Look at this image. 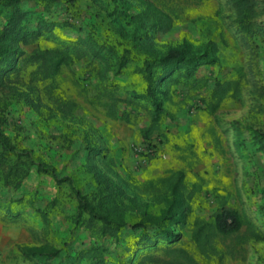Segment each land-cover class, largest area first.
Wrapping results in <instances>:
<instances>
[{"label": "rangeland", "instance_id": "rangeland-1", "mask_svg": "<svg viewBox=\"0 0 264 264\" xmlns=\"http://www.w3.org/2000/svg\"><path fill=\"white\" fill-rule=\"evenodd\" d=\"M149 1L173 19L172 30L151 34V41L159 49L186 42L199 50L214 43L216 64L201 67L199 76L228 80L242 71L245 77L237 100L225 101L209 115L198 102L207 90L190 93L189 89L170 86L172 98L165 108L173 119L163 126L170 143L155 137L149 143L140 137L139 127L107 118L93 103L98 93L93 83H107L111 73L105 71L101 77L98 72L104 70V64L88 56L65 68L56 81L60 95L77 105L71 117L56 113L42 87L30 86L24 74L8 77L0 86V132L17 150L28 151L38 162L62 170L74 186H84L92 179L91 171L98 170L137 203L147 204L150 212L162 205L157 195L141 191V183L183 172L188 190L193 185L199 190L190 201L187 227L174 231L193 255V223L212 221L222 206L238 211L264 236V150L253 134L264 133V47L251 51L242 44L228 0ZM256 1L260 12L264 0ZM78 5L82 19L89 24L101 18L118 24L112 21L119 11L134 14L140 10L134 0H79ZM26 7L32 21L41 13L33 3ZM263 20L264 15L258 19ZM121 24L132 33V24ZM35 45L50 47L53 43L40 39ZM132 68L128 65L127 73L115 79L140 93L144 84L139 76L130 74ZM25 95L33 98L39 112L30 110ZM138 111L141 126H146L149 117L145 111ZM89 143L96 149L93 154L84 149ZM19 196L22 200L14 204L15 217L9 220L0 213V263H32L22 255L23 247L59 249L70 244L72 255L90 243V233L73 228L69 220L76 199L67 183L57 184L32 172L16 193ZM224 264H264V238L247 242L244 259H226Z\"/></svg>", "mask_w": 264, "mask_h": 264}, {"label": "trees", "instance_id": "trees-1", "mask_svg": "<svg viewBox=\"0 0 264 264\" xmlns=\"http://www.w3.org/2000/svg\"><path fill=\"white\" fill-rule=\"evenodd\" d=\"M134 1L140 10L134 14L119 11L112 21L118 24L103 18L89 24L82 19L79 0H0V86L11 75L24 74L30 86L42 87L56 113L71 117L77 105L60 95L56 81L65 68L91 56L105 66L98 72L101 77L105 71L111 73L107 83H93L98 90L93 103L103 109L107 118L131 126L140 124L138 110L145 111L149 123L139 134L149 143L153 136L170 143L169 132L163 128L173 119L165 108L172 98L170 86L189 89L190 93L207 90L198 102L209 115L215 114L225 101L240 97L245 77L242 71L228 80L199 76L201 67L216 64L214 43L199 50L186 42L159 49L151 41V34L170 32L172 17L149 0ZM29 3L41 8L34 21L26 7ZM228 3L242 44L251 51L264 47V20L258 21L264 15V5L259 12L256 0ZM124 22L134 26L131 34L121 24ZM40 39L53 45H35ZM130 64V74L139 76L144 84L140 93L115 79L124 76ZM119 93L124 96L119 97ZM25 96L30 110L39 112L33 98ZM253 134L264 150V133ZM85 146L86 153L96 150L90 143ZM32 172L70 186L76 207L69 220L73 228L84 229L91 237L87 246L72 255L70 244L59 249L21 248L25 259L33 264H224L226 259H244L247 242L264 238L238 211L222 206L212 221L193 223V255L186 249L182 236L174 231L187 227L192 211L190 201L199 190L197 185L188 190L183 172L141 183V191L157 195L162 205L150 212L147 204L137 203L98 170L91 171L92 179L84 186H74L62 170L38 162L28 151L17 150L0 132V213L9 220L16 214L14 204L22 200L16 193Z\"/></svg>", "mask_w": 264, "mask_h": 264}, {"label": "crops", "instance_id": "crops-1", "mask_svg": "<svg viewBox=\"0 0 264 264\" xmlns=\"http://www.w3.org/2000/svg\"><path fill=\"white\" fill-rule=\"evenodd\" d=\"M122 123H124V122H122ZM125 124V123H124ZM141 124H142V121H140V124L138 125V126H131V125H127V124H125V125H127V126H130V127H139V129H138V133H139V130L141 129V128H143V127H145V126H141ZM148 125V124H147ZM146 125V126H147ZM140 135V134H139ZM153 137H155V136H153ZM156 138V137H155ZM0 264H33V263H0Z\"/></svg>", "mask_w": 264, "mask_h": 264}]
</instances>
